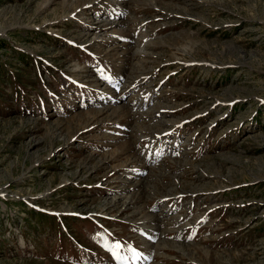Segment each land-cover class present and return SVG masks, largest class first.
I'll return each instance as SVG.
<instances>
[{
	"label": "rangeland",
	"instance_id": "rangeland-1",
	"mask_svg": "<svg viewBox=\"0 0 264 264\" xmlns=\"http://www.w3.org/2000/svg\"><path fill=\"white\" fill-rule=\"evenodd\" d=\"M100 226L128 264H264V0H0V264H118Z\"/></svg>",
	"mask_w": 264,
	"mask_h": 264
},
{
	"label": "bare ground",
	"instance_id": "bare-ground-1",
	"mask_svg": "<svg viewBox=\"0 0 264 264\" xmlns=\"http://www.w3.org/2000/svg\"><path fill=\"white\" fill-rule=\"evenodd\" d=\"M128 56V55H127ZM120 58H122V59H124L123 57H119V60H120ZM125 60V59H124ZM126 60H128V59H126ZM131 61V60H130ZM121 64V63H120ZM119 67H121V66H119ZM122 68H125L124 66H122ZM119 72H121V70H119ZM98 92H100L99 90H98ZM116 110H113L112 111V118L114 117V112H115ZM113 157H115V159L113 160V161H116V159H117V156L114 154L113 155ZM130 166V165H129ZM134 199H136V198H134ZM132 201H133V199H131V203H132ZM134 201H136V200H134ZM150 219H152V218H150ZM153 222V221H152ZM155 222V221H154Z\"/></svg>",
	"mask_w": 264,
	"mask_h": 264
},
{
	"label": "snow or ice",
	"instance_id": "snow-or-ice-1",
	"mask_svg": "<svg viewBox=\"0 0 264 264\" xmlns=\"http://www.w3.org/2000/svg\"><path fill=\"white\" fill-rule=\"evenodd\" d=\"M116 246L118 248H122L123 247V245L119 241H116ZM121 264H126V262L122 261Z\"/></svg>",
	"mask_w": 264,
	"mask_h": 264
}]
</instances>
